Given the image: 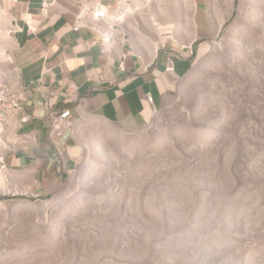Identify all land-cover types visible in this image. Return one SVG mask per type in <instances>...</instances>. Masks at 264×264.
<instances>
[{
	"label": "rangeland",
	"instance_id": "rangeland-1",
	"mask_svg": "<svg viewBox=\"0 0 264 264\" xmlns=\"http://www.w3.org/2000/svg\"><path fill=\"white\" fill-rule=\"evenodd\" d=\"M195 1H125L103 34L186 42ZM202 1L207 49L150 124L78 121L82 157L47 197L0 177V264H264V0ZM9 25L0 10L4 79Z\"/></svg>",
	"mask_w": 264,
	"mask_h": 264
},
{
	"label": "crops",
	"instance_id": "crops-1",
	"mask_svg": "<svg viewBox=\"0 0 264 264\" xmlns=\"http://www.w3.org/2000/svg\"><path fill=\"white\" fill-rule=\"evenodd\" d=\"M125 1L56 0L42 11V0H0L10 21L3 59L13 65L8 85L17 90L21 82L27 88L19 113L27 120L19 124L11 118L4 133L30 131L36 139L20 149L19 143L4 141L0 177L10 196H45L63 185L82 157L74 132L78 121L97 117L125 129L146 127L192 69L193 47L205 37V3L195 1L200 16L186 42L139 48L128 37L114 41L103 34L99 17ZM0 81L5 84L4 78ZM46 101L70 111L72 124L61 137L49 131Z\"/></svg>",
	"mask_w": 264,
	"mask_h": 264
},
{
	"label": "built area",
	"instance_id": "built-area-1",
	"mask_svg": "<svg viewBox=\"0 0 264 264\" xmlns=\"http://www.w3.org/2000/svg\"><path fill=\"white\" fill-rule=\"evenodd\" d=\"M56 0H42L41 10L45 11L49 5L54 4ZM87 6V4L85 5ZM104 18V16H102ZM115 32V30H114ZM114 37V34H112ZM102 42V39L100 38ZM115 41V40H114ZM172 59H169V68L171 67ZM27 88L20 82V91L18 93H10L8 87V78H5V84H0V142L10 141V143H19V149L22 146L34 143V134H30V131L27 132H17L15 134H5L4 126L10 121L11 118H18L19 124L27 120L26 116H19L20 111L22 110L21 97L26 93ZM49 102L46 101L45 104L48 106ZM48 126L49 131L55 136L61 137L63 129L68 126V123L71 119L70 111L68 108H62L56 110L48 106ZM11 152L7 151V154ZM4 169L7 176V165L4 161Z\"/></svg>",
	"mask_w": 264,
	"mask_h": 264
},
{
	"label": "bare ground",
	"instance_id": "bare-ground-1",
	"mask_svg": "<svg viewBox=\"0 0 264 264\" xmlns=\"http://www.w3.org/2000/svg\"><path fill=\"white\" fill-rule=\"evenodd\" d=\"M106 39L109 40V37H106ZM206 49H207V45H203V46L201 47V49H200V52H203V51L206 50ZM0 84H3V83L0 82ZM8 87H9V92H10V93H18V92L20 91V89H17V90L12 89V87L9 86V85H8ZM71 124H72V122H71V120H70L69 123H68V126H67V127H69Z\"/></svg>",
	"mask_w": 264,
	"mask_h": 264
},
{
	"label": "trees",
	"instance_id": "trees-1",
	"mask_svg": "<svg viewBox=\"0 0 264 264\" xmlns=\"http://www.w3.org/2000/svg\"><path fill=\"white\" fill-rule=\"evenodd\" d=\"M194 53H195V51H196V45H194ZM47 196H49V195H45V197H47Z\"/></svg>",
	"mask_w": 264,
	"mask_h": 264
}]
</instances>
